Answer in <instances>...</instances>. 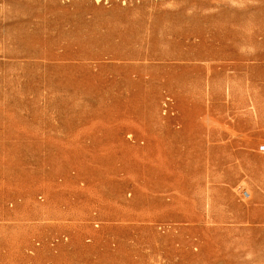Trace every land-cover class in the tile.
Wrapping results in <instances>:
<instances>
[{
    "label": "rangeland",
    "instance_id": "374dc122",
    "mask_svg": "<svg viewBox=\"0 0 264 264\" xmlns=\"http://www.w3.org/2000/svg\"><path fill=\"white\" fill-rule=\"evenodd\" d=\"M0 264H264V0H0Z\"/></svg>",
    "mask_w": 264,
    "mask_h": 264
}]
</instances>
